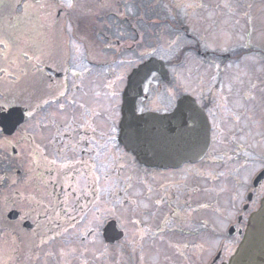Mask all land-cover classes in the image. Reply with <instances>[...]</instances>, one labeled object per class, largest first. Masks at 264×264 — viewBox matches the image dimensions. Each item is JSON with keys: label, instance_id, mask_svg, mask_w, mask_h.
Here are the masks:
<instances>
[{"label": "flooded vegetation", "instance_id": "1", "mask_svg": "<svg viewBox=\"0 0 264 264\" xmlns=\"http://www.w3.org/2000/svg\"><path fill=\"white\" fill-rule=\"evenodd\" d=\"M28 1L0 0V113L22 118L0 128V228L19 263L225 264L264 197V0H30L35 13ZM162 36L215 73L196 98L209 148L176 169L118 140L119 72ZM179 97L136 109L168 114Z\"/></svg>", "mask_w": 264, "mask_h": 264}, {"label": "water", "instance_id": "2", "mask_svg": "<svg viewBox=\"0 0 264 264\" xmlns=\"http://www.w3.org/2000/svg\"><path fill=\"white\" fill-rule=\"evenodd\" d=\"M152 72L168 80L162 61L151 58L132 70L123 92L120 142L137 160L151 167L176 168L195 161L208 144V124L203 111L190 96H182L169 115L137 114L135 103L143 95L142 84ZM14 111L0 115L7 130V119ZM228 264H264V198L249 217L247 228Z\"/></svg>", "mask_w": 264, "mask_h": 264}, {"label": "rangeland", "instance_id": "3", "mask_svg": "<svg viewBox=\"0 0 264 264\" xmlns=\"http://www.w3.org/2000/svg\"><path fill=\"white\" fill-rule=\"evenodd\" d=\"M174 1V0H172ZM188 7L191 6L190 3H187ZM27 6V11L30 12L32 11V13H34L35 11V4L30 3V1H28V3L25 5ZM26 11V8H25ZM217 34V32L213 35L215 36ZM161 41H163V47H161L160 49H157V53L158 56L163 57L168 59L169 61H171L174 58H177L178 55H174L172 54V51H166L167 50V46L166 42L168 41L167 38H165V36H162ZM169 48V46H168ZM140 57L141 59L143 58H147V56L143 55V52L140 53ZM191 64H188L187 66H182L177 70H172V75H174L175 78L178 79L179 82V89L182 90L183 89V93L187 94V95H192V96H197L200 94H212L213 91L216 89V87L212 86L211 81H209L210 79L213 80L214 77V69L213 67L210 66H206L203 64H196V60L195 59H191V57H189L188 59H186L184 61L185 62H190ZM134 66H132L131 68H133ZM128 73V71L124 70V71H120L119 74L125 76ZM213 87V90H212ZM168 88L167 85L165 84H161V88L159 90L160 94L166 93V89ZM214 94V93H213ZM0 154H2V145L0 144ZM9 237V234L6 233L5 231L1 230L0 231V264H6L8 261H6L7 257H9L12 253L13 248L11 247V240ZM52 243H56L52 242ZM9 260V259H8ZM13 259L10 261L12 262ZM69 261L70 264H87V257L83 256V255H78V254H73L71 253L69 255ZM15 264V263H14ZM16 264H20L19 262H16ZM48 264H54L53 262L48 263ZM203 264H207V262L205 261Z\"/></svg>", "mask_w": 264, "mask_h": 264}, {"label": "snow or ice", "instance_id": "4", "mask_svg": "<svg viewBox=\"0 0 264 264\" xmlns=\"http://www.w3.org/2000/svg\"><path fill=\"white\" fill-rule=\"evenodd\" d=\"M68 8H72L73 7V3H72V0H68V2H67V5H66ZM61 95H63V93H61ZM44 103L45 104H47L48 103V101L47 100H45L44 101ZM59 107L62 109V108H64V105L63 104H61V105H59Z\"/></svg>", "mask_w": 264, "mask_h": 264}]
</instances>
